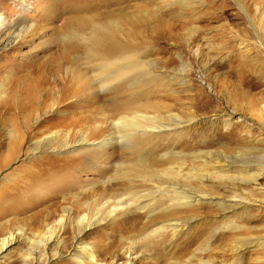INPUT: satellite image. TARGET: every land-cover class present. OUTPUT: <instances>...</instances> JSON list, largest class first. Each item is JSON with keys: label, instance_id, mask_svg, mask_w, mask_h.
Masks as SVG:
<instances>
[{"label": "rangeland", "instance_id": "rangeland-1", "mask_svg": "<svg viewBox=\"0 0 264 264\" xmlns=\"http://www.w3.org/2000/svg\"><path fill=\"white\" fill-rule=\"evenodd\" d=\"M148 2L0 0V15L7 24L32 25L30 32L0 50V83L17 78L8 86L15 93L10 113L0 110V159L8 155V146L13 140L8 135L9 123L19 122L20 108L29 101L26 89L32 83L27 73L35 67L46 72L40 98L50 88H64L74 93L67 102L82 105L80 110L78 105H72L67 110H58L62 114L44 115L43 122L34 131L38 139L54 132L61 135L73 132L75 138L79 132L97 133L108 126L107 119L101 116L103 112L92 109L107 107L114 95H94L93 89L89 90L76 76L65 72L66 67L79 65L75 59L81 52L70 46L63 59L64 67L55 65L63 47L62 36L74 30L75 22L116 21L120 30L130 28L145 41L149 37L158 40V44L152 40L150 44L147 42L153 60L172 61L171 67L181 61L190 70V75L185 77L188 90L173 86L177 94L167 96L166 92L159 101L167 104L169 113L183 116L193 97V126L185 130L180 143L168 145L159 153H170L172 159L181 160L182 173L191 175L189 183L194 191L207 193L209 198L189 206L188 212L180 207L174 209V215L166 211V217L150 216L151 210L140 214L138 228L151 225L164 228L167 224L186 222L173 237L165 233L155 239L154 245L140 252L126 238L129 234L120 233L121 228L131 225V217L105 220L87 228L76 242V219L71 217L61 228L59 244L43 250L41 239L57 227L62 208L70 209L72 216L76 212L82 214L80 210L85 203L95 199L103 182L115 174L123 153L132 155L126 157L129 161L134 149L114 145L91 163L87 157L75 155L72 158L76 162L80 159L77 165L74 161V164L66 162L71 155L68 152L51 151L44 142L33 153L27 143L5 165L0 164V248L3 240L13 238L0 250V264H78L74 249L80 246L87 251L109 248L104 261L99 259L95 264H122L128 259L133 260L131 264H197L199 259L216 264H264V3L260 0ZM167 26L175 30L171 39L166 34ZM1 36L3 40L8 39L5 34ZM27 62H31L30 67H24ZM88 100H94L91 101L93 108L86 107ZM78 112L85 121L79 127L64 129ZM11 114L14 118H8ZM35 119L31 118L29 126ZM19 126L23 132L24 128ZM187 137L192 138L191 142ZM32 172L36 177L29 180ZM255 176L259 177L257 183L242 182ZM148 189L143 185L134 187L133 191L148 198ZM250 190L253 199L250 197L252 201L246 204L233 198L239 197L241 191ZM107 192L110 197L122 191L111 186ZM168 203V198L156 197L153 210H162ZM256 242L260 245L253 246ZM186 245L190 247L183 255ZM235 247L240 249L235 251ZM130 248L137 254L129 258ZM195 250L200 254L192 257Z\"/></svg>", "mask_w": 264, "mask_h": 264}, {"label": "bare ground", "instance_id": "bare-ground-1", "mask_svg": "<svg viewBox=\"0 0 264 264\" xmlns=\"http://www.w3.org/2000/svg\"><path fill=\"white\" fill-rule=\"evenodd\" d=\"M186 1L189 0H184V2ZM260 1L262 4L264 3V0ZM148 3H154V0H149ZM74 24V30H69L65 36H62L61 42H63V47L55 66L64 67L63 59L70 46L81 52V55L75 59L79 65L73 68L66 67L65 72L76 76L80 83L82 82L89 86V90L93 89L91 93L94 92V95H114L107 107L102 105V107L93 108L94 103L91 101L94 100L85 102L86 107L93 108L92 110H95V112H103L101 116L107 119L109 122L108 126L99 129L97 133H93L92 131L87 133L79 132L77 135L75 134V138L73 137V132H67L63 135H61V132H54L53 134H48L49 136H43V138L40 136V139H38L39 136H35L34 131L43 122L44 115L51 113L54 115L62 114L58 110H67L72 105H78V109L80 110L82 109V105L72 100V102H67L68 99L73 98L74 93H70L69 89L65 90L64 88H50L47 90L48 93L40 98L39 94L43 90L42 84L46 81V72L41 67H35L33 71L27 73L30 75L32 83L26 89V98L29 101L20 108L19 122L15 120L9 123L8 135L13 139V142H10L7 151L8 155L0 159V164L5 165L27 143H30L29 150L33 153L44 142L51 151L62 150L63 152H68L71 155L65 159L67 160L66 162L73 163L74 161L77 165L80 159L76 162L77 159L72 158L75 155L87 157V160L91 163L94 159L107 153V150L114 145L125 149H134L133 158L129 161H126V157H131L132 155H125L123 153L122 161L117 166L115 174L109 180L107 179L106 182H103V187L95 195V199H91L85 203L84 208L80 210L82 214L76 212V215L72 216L70 209L62 208L61 215L58 216L57 227L47 231V236L41 239V243L43 250L58 245L61 228L71 217L76 219L75 242L79 240L82 232L87 228L99 223L101 224L105 220L112 221L119 217H131L134 222L132 220L129 227L123 230L121 228L120 233L126 234V236L129 234L126 238L140 252V250H145L149 246L154 245L155 239L162 237L165 233L173 237L177 229L185 227L184 224H186V222L167 224L164 228L155 225L138 228L136 225H138L137 220L140 214H148L149 211L147 210H151L149 212L150 216L159 215L166 217V211L170 212L169 215H174V209L180 207H184L186 209L185 212H188L190 211L189 206H196L203 199L209 198L207 193L203 194L194 191L189 183L191 175L189 176V173L183 175L185 173H182L183 162L181 160L172 159V154L170 153H159L168 145L180 143L181 136L185 130L187 131L188 128L193 126L192 124L195 120L193 115L195 104L191 103L193 102V97L189 99L190 105L183 112V116L169 113L166 111L167 104L165 105V102L159 101V98L166 96V92L169 93L167 96L177 94L176 90H173V86H181L187 91L188 87L186 86L188 85V81L186 76L190 75V70L181 61H179L178 66L171 67L172 61L153 60V58H150L152 54L147 43L152 38L149 37L148 39L147 37L148 40L145 41L142 39L144 37L139 36L138 32L133 33L130 28L120 30L116 21L108 20L104 24L79 21ZM31 29L32 25H28L26 22H11L7 24L0 15V50L1 48H7L13 42H17L30 32ZM78 29H82L83 31H79ZM167 31L166 34L169 35L168 39L173 38L171 35L175 30L167 26ZM2 34H5L8 42L6 39L3 40ZM152 42L158 44L157 39H153ZM152 42H149V44ZM30 63L27 62L24 67H30ZM15 79L17 78L8 79L5 84L4 82L0 83V110H4V113H10L13 106L12 96L15 93L13 92V88L8 86L13 84L12 82ZM154 98L157 100L152 101ZM83 107L85 108V106ZM77 114L79 115L71 117L69 124L64 126V129L69 128L70 130V128L79 127L80 123L85 121V117H82L80 112ZM32 117H36V119L34 124L29 126ZM8 118L14 117L11 114ZM19 124L24 128L23 132L20 131ZM188 135L189 133H187ZM191 139L187 137L188 142H191ZM224 165L228 167V164ZM242 165L249 166L247 163H242ZM28 177L29 180L30 177L33 180L36 174L32 172ZM258 181V176L248 181L242 180L246 184L257 183ZM136 182L137 185L134 184ZM143 185L149 187L150 194L148 198L144 194H138V192L133 191L134 187ZM111 186H115L118 191L122 192H117L109 197L107 188ZM251 193V190L247 193L241 191L239 197L233 196V198H237L240 203L245 202L246 204V202L252 201L250 199L252 197ZM156 197H158V200L168 198L169 203L162 210H153V202ZM145 201H147V204L145 203L143 206H140ZM12 241L13 238L3 240L0 250ZM258 244L256 242L253 246ZM189 247V245L184 246L181 254H187ZM134 248L128 250L127 255L129 258L137 254L134 253ZM108 249L103 248L98 251L90 249L87 251L80 246V248L74 249V259H79L78 264H95L99 259L100 261H104L103 256L107 255ZM239 249L238 247L234 248L235 251ZM196 254H200V251L196 252L195 250V254L192 257H195ZM132 261L128 259L122 264H131ZM197 264L216 263H212L211 261L201 262L199 259V263Z\"/></svg>", "mask_w": 264, "mask_h": 264}]
</instances>
